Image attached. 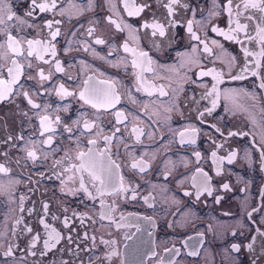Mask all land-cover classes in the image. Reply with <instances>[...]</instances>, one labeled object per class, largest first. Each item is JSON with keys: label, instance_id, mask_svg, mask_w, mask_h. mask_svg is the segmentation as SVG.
<instances>
[{"label": "flooded vegetation", "instance_id": "obj_1", "mask_svg": "<svg viewBox=\"0 0 264 264\" xmlns=\"http://www.w3.org/2000/svg\"><path fill=\"white\" fill-rule=\"evenodd\" d=\"M43 2L37 0V3ZM134 2L137 6L147 5L138 16L127 14L123 0H115L119 15L110 10L109 0H92L91 7L89 0H57L56 9L48 12L36 9L32 17H27L30 0H13L17 14L35 25L24 26L19 35L50 42L55 46L56 56L45 55L49 63L35 56L16 57L24 65L20 84L16 86L18 92L11 101L0 102V164L10 170L8 174L0 173V184L6 186L0 192V264H264L261 248L264 237L260 235L264 232V157H261L264 89L259 88L264 69L259 76L248 72L244 74L245 79H232L241 74L245 57L240 44L212 31L213 27L228 28L226 13L209 15L214 10L213 0H180V4L173 5L172 16L165 7L169 0ZM236 3L239 0H233V6ZM251 14L257 19L260 17L258 12ZM109 17L123 31L110 23ZM173 20L177 23L170 25L169 21ZM189 20L201 40L208 43L211 53L204 52L203 44L191 38L187 31ZM48 21L53 22L52 29L46 27ZM153 22L164 25L165 36L158 33L153 36L151 27H142ZM241 22L248 23L252 32V22L243 17ZM126 24L135 30L132 35ZM56 28L60 35L52 40L50 32ZM96 39H103L105 43L96 44ZM212 40L223 44L236 57L235 61L229 65L230 57L226 55L217 59L221 49ZM0 42H3L2 36ZM125 43L131 49L148 53L154 61V71H146L144 77L151 84L164 85L168 97L158 92L148 96L143 90L136 91L140 70L132 66L135 57L124 50ZM245 46L258 51L255 42ZM193 48L197 49L199 66L191 64L186 55ZM57 61L63 71H56ZM40 69L50 77L48 80H40L37 74ZM202 69L223 72V82L218 85L221 93L227 90L237 93L229 99L221 95L211 115L206 109L211 108L212 98L202 97L216 81L211 76L200 77ZM185 74L187 80H184ZM90 77L101 87L105 81H116L120 101L114 108L97 110L79 99L84 81ZM61 84L76 95H57ZM181 86L183 90L178 91ZM24 92L28 93L27 98ZM28 98L41 107L33 108ZM169 100L174 107L166 114L170 119L165 121L162 109L159 116L153 113L161 101L165 107L169 106ZM116 112H123L128 119L117 123ZM133 114L139 117L135 122ZM44 115L53 121L54 131L41 135L40 117ZM85 121L95 123L91 132L84 129ZM133 126L145 132L139 141L132 133ZM69 127L72 133L66 131ZM116 128L120 132H115ZM100 129L103 131L96 137V147L103 151L106 147L103 137L115 132L108 146L110 155L120 166L119 174L126 186L135 189V199L131 191L123 196L103 197L114 208L111 219H101L105 210L99 198L90 200L82 191H62L65 186L56 174L67 162L60 166L54 163L66 151H86L91 147L88 139ZM192 129L199 130L194 143L190 136ZM149 132L154 135L149 136ZM232 132L248 135L232 136ZM181 133L185 134L183 142ZM49 136L53 140L51 147L41 143ZM29 141L37 143L33 146ZM77 141L81 149L74 148ZM33 147L39 156L35 162L26 155ZM233 152L236 156L229 163L228 157ZM141 160L148 165L144 171L131 167ZM200 169L210 178L211 194L203 190ZM68 175L64 173L62 178ZM85 180L88 181L86 175ZM78 183V179L69 182L67 188H76ZM224 184L229 185L227 190ZM186 192L190 195H185ZM45 203L49 205L47 214L42 207ZM254 208L258 211L254 212ZM121 216L125 221H121ZM65 217L69 218V227L63 224ZM41 218L64 237L50 251L43 247L47 235L39 223ZM28 227L33 229L32 233L27 231ZM37 233L40 240L33 248L32 237ZM69 235L72 242L66 239ZM253 237L254 250L249 251L246 246ZM102 239L116 243L103 244ZM233 244L241 245V251H234ZM10 247L13 254L4 255ZM113 249L117 254L108 259ZM45 251L46 255H42Z\"/></svg>", "mask_w": 264, "mask_h": 264}, {"label": "snow or ice", "instance_id": "obj_2", "mask_svg": "<svg viewBox=\"0 0 264 264\" xmlns=\"http://www.w3.org/2000/svg\"><path fill=\"white\" fill-rule=\"evenodd\" d=\"M124 2V9L127 11V14L129 16H138L141 12L144 11L145 7L147 5H140L137 6L134 2V0H123ZM180 4V0H169V2L165 5L168 11V15L172 16L174 14V8L173 5ZM214 10L209 13L210 16L212 15H221L226 13L228 18V28L227 30H223L219 27H213L212 31L217 33L218 35L222 36L227 41H233L235 43L240 44L241 50L245 57V66L241 70V74L237 75L235 77H232V79L240 80L245 79L246 76L245 73L250 72L252 76H259L260 70L264 69V0H239V3H236L235 6H233V0H219V3L217 0H213ZM89 7L92 6V0H89ZM109 6L110 10L113 11L114 14L119 15V11L117 9V5L115 3V0H109ZM57 7V0H50V3L48 0H45L43 3H37V0H30L29 9L26 11L25 15L27 17H32L36 11V9H39L40 12H48L56 9ZM184 7H187V5H184ZM252 11L258 12L260 14L259 19L253 14H251ZM63 14V12H61ZM241 17H243L244 20L252 22V32L249 31V24L248 23H242ZM109 21L112 24H115L116 28L118 30L123 31L120 24L117 23L115 20H112L111 17H109ZM56 24H59L60 21H55ZM176 21H169L170 25H175ZM27 26L28 28H32L35 25L32 23H29L27 19H24L22 16L18 15L17 12L13 9V0H0V36L3 37V42H0V102H3L5 100L11 101V98L18 92L16 89V86L20 84V78L23 75L24 72V65L20 62L19 59L16 57H24L27 59V57L35 56L38 60L43 61L44 63H49L50 61L45 60L44 57L47 54H51L52 57L56 56V49L55 46L52 45L50 42L46 43L42 40L38 39H28L24 36L19 35L20 30ZM53 22L48 21L46 24V27L49 29H52ZM130 30V35L133 34L135 30H132L131 25H125ZM144 28L151 27L153 29L152 35L155 36L157 33L159 36L163 37L166 35V30L163 24H160L159 22H153L152 24L144 23L142 25ZM16 31V34H13V31ZM187 31L191 35V38L193 40L199 41L201 44H203V50L206 53H211L212 49L209 47L208 43L201 40L200 36L197 35V33L193 30V22L191 20L187 23ZM92 29H89V33L91 34ZM254 32V34H253ZM60 35L59 28H56L55 31L50 32V36L52 40H55L57 36ZM252 42H255L258 46V51H252L250 50L246 44H251ZM96 44H104L105 41L103 39H96ZM211 43L213 45H216L221 49V53L216 58L219 59L220 56H229V65L235 61L236 57L231 56L230 53L227 52V50L224 48L223 44L219 43L216 40H212ZM26 45V48H25ZM124 50L126 52H132V55L135 57V59L132 60V66L134 68H138L140 71L137 73V81H138V87L136 91L143 90L148 96H152L155 93H159L160 96L168 97L169 93L165 90L164 85H155L149 83L145 77L144 73L146 71H154L153 70V63L154 61L151 59V57L148 55L145 51H136L135 49L129 48L128 44H124ZM26 52V56H25ZM197 52L196 48L192 49L191 54H186L188 56V59L191 64H195L199 66L201 64V61L199 58L195 55ZM251 57V60H248V58ZM254 65V68L252 67ZM114 67L116 65H113ZM183 63L181 64V67H183ZM28 67L31 68L32 64L29 61ZM5 68H6V76L5 78ZM56 71H63L59 61H57L55 65ZM173 71H176V69H173ZM38 76L41 81L48 80L50 77L45 75L43 69H40L38 71ZM155 74V73H154ZM177 74L179 75L178 71ZM200 77L204 76H211L213 80L216 81V84L212 86V88L204 93V96L202 98H209L211 97V108H207L206 111L209 115H211L212 111L217 107L218 100L220 99L221 95H223L226 99L232 98L237 95V93L234 90H227L223 93H221V90L218 88V85L223 82V76L224 73L217 71L216 69H209L207 71L201 70L199 72ZM184 80H187V76L185 74ZM84 90L79 92L78 96L81 101H83L85 104L91 105L94 109L100 110H108L110 108H114L116 104L119 103L120 97L117 94L116 91V81L111 82H103V87H101L98 83L93 81V78H89L88 80L84 81ZM22 87V85H21ZM259 88L264 89V76H261V83L259 84ZM182 86L178 89V91H182ZM23 95L27 98L28 93L24 92ZM57 95L59 96H72L76 95V93L69 92L65 87L61 84L59 89L57 90ZM248 95H252L251 93H248ZM171 100V98H170ZM169 100V106L165 107L164 102H160V107L156 108L154 111V115L159 116L161 115V109L163 110V113L165 114L164 118L165 121L170 119V116L166 115L167 113H170L173 110V105H171ZM28 103L33 108H40L41 105L34 103L30 98H28ZM156 102L153 101V104ZM145 113H147L148 105H144ZM116 122L117 123H124L128 119V117L123 112H116L115 114ZM201 116L204 115L203 112L200 113ZM99 119V117H97ZM139 119V117L135 114L132 115V121L135 122ZM151 119V118H150ZM55 123H60V118L57 117L55 120ZM75 124H79V121H74ZM53 121L47 116H41L40 117V126H41V135H44L45 132H52L54 131L52 127ZM94 122H84V129L91 132L92 129L95 127ZM150 127V125H149ZM66 131L68 133H72V128H66ZM103 131V129H100L97 133H95L92 138H89L87 143L88 145H91V147H88L86 151L84 150H77V151H66L65 156L62 157L60 160H56L54 163L57 166L64 165L65 162H67V166L62 168V171L60 173H57V179L61 180V184L65 186V188H62L63 190H67L69 193H76V192H83L88 199L90 200H96L100 199V205L101 208L105 211L101 215V219H111V212L114 210L112 205H107L103 199L105 196L113 195V196H123L126 195L129 191L133 193L132 198L135 199V189L131 186H126L124 177L119 174V168L120 166L116 164V162L112 159L110 155V147L111 142L113 138L115 137V132H120V128H116L115 132L112 136H104L103 139L105 141L106 147L103 151L99 150L97 145V138L100 133ZM199 130L198 129H192L190 132L191 136V142H195V136ZM219 131V129H217ZM132 133L135 135L136 140L139 141L140 137L145 135L144 130L139 126H133L132 127ZM149 136L154 135L153 132L148 133ZM232 136L236 135H243L247 136L248 133H238V132H232L230 133ZM181 141L183 142L185 139V134L181 133ZM11 139V138H10ZM20 139H23L21 136ZM29 143L33 146L37 143L36 141H29ZM44 145H47L51 147L53 140L52 137L49 136L46 140L41 142ZM262 143H264V136H262ZM27 147V145H26ZM75 149H81L82 145L77 141L74 145ZM41 153L47 158V153H43V149H41ZM27 158L35 162L39 159V156L37 155V151L35 150V147L32 148V150L27 151ZM197 156H199V153H197ZM212 156L215 157L216 153L213 152ZM236 156V153L233 152L228 157L229 163L232 162L233 158ZM261 157H264V150L261 151ZM74 161H78L79 163H75ZM131 167L133 169L139 168L140 171H144L148 165L143 160L137 162H134ZM9 169L6 168L3 164H0V173L8 174ZM64 173H70L66 178H62ZM198 173L203 177V183L202 187L204 191H208L209 194H211V188L208 185V180L210 179L207 177L206 173H203V170H198ZM85 175L88 178V181L85 180ZM78 179V187L76 188H67V185L69 182H76ZM90 185V187H89ZM6 186L3 184H0V192L4 190ZM224 189H228L229 185L224 184ZM10 194V193H9ZM185 195H190V193H185ZM219 202V199L217 200ZM43 212L47 214L49 210V205L47 203L43 204ZM66 211V209H65ZM253 211H258V209H253ZM73 215H77L76 213H73ZM251 217V214H249ZM56 219V217H53ZM121 221H125V217L121 216ZM19 223V221H17ZM39 223L43 225L44 229L46 230L47 239L44 240V249L50 251L52 248H55L57 244H59L61 239H64V237L61 236V233L58 232L55 228L51 227L48 223L44 221L43 218L39 220ZM63 224L65 227L70 226V221L68 217H65L63 220ZM117 227H120L119 224H117ZM27 231L29 233L33 232V229L31 227L27 228ZM233 236L236 235L235 232L232 233ZM261 237H264V232L260 233ZM66 239L69 242H72V237L69 235L66 237ZM40 240L39 233L35 234L32 237L31 247H36L37 242ZM93 240H95V237H93ZM101 243L107 244V245H114L115 241H108V240H101ZM254 244H255V237L252 238V242L249 243L246 247L249 251L254 250ZM261 248L264 250V240L261 242ZM232 249L236 252L241 251V245L239 244H233ZM12 249L11 247L8 249V251L4 254L6 256H11ZM33 256L36 255L35 252L31 253ZM42 255H46V251L41 253ZM115 249H113L112 252L109 253L108 259L111 258V256L116 255ZM196 253H192V255H195ZM63 264H66V262H63ZM255 264V262H253Z\"/></svg>", "mask_w": 264, "mask_h": 264}]
</instances>
